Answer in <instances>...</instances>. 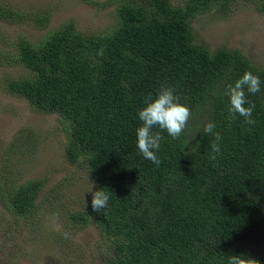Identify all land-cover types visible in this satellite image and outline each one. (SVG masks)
I'll return each mask as SVG.
<instances>
[{
  "label": "trees",
  "instance_id": "obj_1",
  "mask_svg": "<svg viewBox=\"0 0 264 264\" xmlns=\"http://www.w3.org/2000/svg\"><path fill=\"white\" fill-rule=\"evenodd\" d=\"M230 1L106 0L107 27L68 19L14 40L27 75L6 88L56 115L64 160L92 183L68 214L111 239L104 264H264V64L191 38ZM254 8L264 16V0ZM0 19L43 28L49 13L2 4ZM39 187L0 196L26 217Z\"/></svg>",
  "mask_w": 264,
  "mask_h": 264
},
{
  "label": "rangeland",
  "instance_id": "obj_2",
  "mask_svg": "<svg viewBox=\"0 0 264 264\" xmlns=\"http://www.w3.org/2000/svg\"><path fill=\"white\" fill-rule=\"evenodd\" d=\"M105 1L0 0L18 10L49 13L43 28L0 19V194L6 196L26 180L40 181L36 206L26 217L9 212L0 196V264H104L114 256L110 238L69 217V211L80 210L92 183L82 167L64 160L56 115L35 109L6 88L7 81L27 75L10 58L16 37L36 41L68 19L83 33L107 27L113 5ZM191 29L192 40L210 50L236 48L253 64H264V16L255 10L254 0H231L224 11L196 17ZM254 251L264 252V238Z\"/></svg>",
  "mask_w": 264,
  "mask_h": 264
}]
</instances>
